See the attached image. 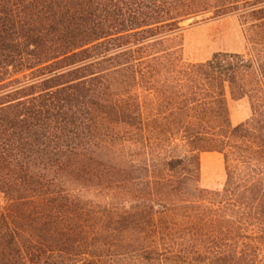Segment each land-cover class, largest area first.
<instances>
[{
    "label": "trees",
    "instance_id": "obj_1",
    "mask_svg": "<svg viewBox=\"0 0 264 264\" xmlns=\"http://www.w3.org/2000/svg\"><path fill=\"white\" fill-rule=\"evenodd\" d=\"M229 16L245 51L186 62ZM0 264H264V0H0Z\"/></svg>",
    "mask_w": 264,
    "mask_h": 264
},
{
    "label": "rangeland",
    "instance_id": "obj_2",
    "mask_svg": "<svg viewBox=\"0 0 264 264\" xmlns=\"http://www.w3.org/2000/svg\"><path fill=\"white\" fill-rule=\"evenodd\" d=\"M182 56L186 62L202 63L220 52L241 53L246 49L243 27L238 16L184 24L181 33ZM233 126L247 121L251 116L247 100L229 101ZM225 182V168L219 154L201 156V186L204 189L220 190Z\"/></svg>",
    "mask_w": 264,
    "mask_h": 264
}]
</instances>
